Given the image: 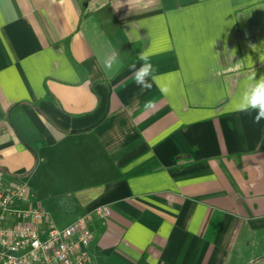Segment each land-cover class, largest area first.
Instances as JSON below:
<instances>
[{
  "label": "crops",
  "instance_id": "1",
  "mask_svg": "<svg viewBox=\"0 0 264 264\" xmlns=\"http://www.w3.org/2000/svg\"><path fill=\"white\" fill-rule=\"evenodd\" d=\"M261 76L264 0H0V174L58 228L109 207L89 264H264Z\"/></svg>",
  "mask_w": 264,
  "mask_h": 264
},
{
  "label": "built area",
  "instance_id": "2",
  "mask_svg": "<svg viewBox=\"0 0 264 264\" xmlns=\"http://www.w3.org/2000/svg\"><path fill=\"white\" fill-rule=\"evenodd\" d=\"M109 214L101 206L58 228L27 185H8L0 174V264H89L93 221Z\"/></svg>",
  "mask_w": 264,
  "mask_h": 264
},
{
  "label": "clouds",
  "instance_id": "3",
  "mask_svg": "<svg viewBox=\"0 0 264 264\" xmlns=\"http://www.w3.org/2000/svg\"><path fill=\"white\" fill-rule=\"evenodd\" d=\"M140 60L145 61L137 69L135 64L130 66V70L134 72L135 83L139 86L141 91H149L152 88L153 82L157 79L153 75V66L147 62L146 55H141ZM117 62V57L112 56L111 59L104 60V70L110 71L113 65ZM237 110L244 113L255 112L254 123H259L264 119V76L258 80L254 77V82L251 83L243 92L237 106Z\"/></svg>",
  "mask_w": 264,
  "mask_h": 264
},
{
  "label": "rangeland",
  "instance_id": "4",
  "mask_svg": "<svg viewBox=\"0 0 264 264\" xmlns=\"http://www.w3.org/2000/svg\"><path fill=\"white\" fill-rule=\"evenodd\" d=\"M61 228V227H60Z\"/></svg>",
  "mask_w": 264,
  "mask_h": 264
}]
</instances>
